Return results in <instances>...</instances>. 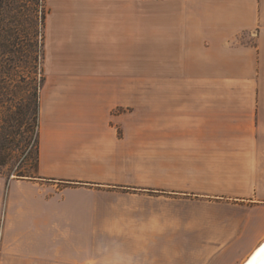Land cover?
Here are the masks:
<instances>
[{
	"label": "crops",
	"instance_id": "crops-1",
	"mask_svg": "<svg viewBox=\"0 0 264 264\" xmlns=\"http://www.w3.org/2000/svg\"><path fill=\"white\" fill-rule=\"evenodd\" d=\"M45 4L37 176L10 185L0 264H180L206 245L245 264L264 242V86L242 85L264 77V0ZM173 189L214 199L149 193Z\"/></svg>",
	"mask_w": 264,
	"mask_h": 264
},
{
	"label": "rangeland",
	"instance_id": "rangeland-1",
	"mask_svg": "<svg viewBox=\"0 0 264 264\" xmlns=\"http://www.w3.org/2000/svg\"><path fill=\"white\" fill-rule=\"evenodd\" d=\"M5 10L0 15L3 26L10 29L8 36L0 30V45L9 44L6 50L0 48V259L16 243L14 237L5 233L9 219L8 201L12 182L27 183L37 176V144L39 119L36 115L38 98L44 79L40 65L43 51V25L46 17L45 0H6ZM244 41L252 40L259 47L260 37L247 34ZM146 85H151L146 80ZM242 85L264 86V77L242 78ZM215 96V95H209ZM147 108L152 106V94L139 95ZM134 107H129L133 112ZM40 116V115H39ZM151 127V126H150ZM209 127V132H216ZM205 132V130H204ZM77 186L76 183L68 184ZM138 192V190H130ZM156 191V192H155ZM208 191L202 190H154L155 196L205 200ZM198 195V196H196ZM247 199L246 197H240ZM225 200V199H215ZM162 241V239H161ZM165 244V243H162ZM167 244V240H166ZM179 245V244H178ZM196 253L178 254L180 264H242L249 254L213 253L210 245L193 247Z\"/></svg>",
	"mask_w": 264,
	"mask_h": 264
},
{
	"label": "trees",
	"instance_id": "trees-1",
	"mask_svg": "<svg viewBox=\"0 0 264 264\" xmlns=\"http://www.w3.org/2000/svg\"><path fill=\"white\" fill-rule=\"evenodd\" d=\"M8 1V0H7ZM4 4H6V0H0V15L2 14V12L5 10L4 8ZM0 30L4 32L5 36H8L10 33V29L8 27H4L3 26V21L0 20ZM9 44L3 43L2 45H0V48L6 50V48H9ZM36 115L38 116L39 119V98H38V109L36 112ZM37 152H38V157H37V170H38V161H39V126H38V144H37ZM67 184H72V183H67Z\"/></svg>",
	"mask_w": 264,
	"mask_h": 264
},
{
	"label": "bare ground",
	"instance_id": "bare-ground-1",
	"mask_svg": "<svg viewBox=\"0 0 264 264\" xmlns=\"http://www.w3.org/2000/svg\"><path fill=\"white\" fill-rule=\"evenodd\" d=\"M256 252V251H255ZM254 252V253H255ZM253 253V254H254ZM252 254V255H253ZM251 255V256H252ZM251 258V259H250ZM248 259V263L246 262L245 264H264V246L262 249H259L252 257Z\"/></svg>",
	"mask_w": 264,
	"mask_h": 264
},
{
	"label": "water",
	"instance_id": "water-1",
	"mask_svg": "<svg viewBox=\"0 0 264 264\" xmlns=\"http://www.w3.org/2000/svg\"><path fill=\"white\" fill-rule=\"evenodd\" d=\"M263 246H264V242L258 247V249L256 250V252H257L259 249H262ZM256 252H255V253H256ZM255 253H254V254H255ZM254 254H253V255H254ZM253 255H252V256H253ZM252 256H251V257H252ZM250 259H251V258H250ZM250 259H249V260H250ZM247 263H248V262H247Z\"/></svg>",
	"mask_w": 264,
	"mask_h": 264
}]
</instances>
